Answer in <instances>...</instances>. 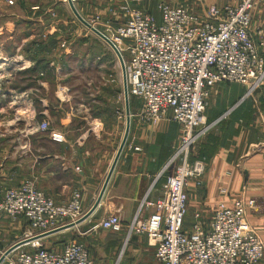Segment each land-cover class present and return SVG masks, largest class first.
<instances>
[{
  "label": "crops",
  "instance_id": "1",
  "mask_svg": "<svg viewBox=\"0 0 264 264\" xmlns=\"http://www.w3.org/2000/svg\"><path fill=\"white\" fill-rule=\"evenodd\" d=\"M88 1L89 11L96 17L102 15L104 0ZM260 4L264 5V0ZM261 8L258 3L253 13L256 41L257 27L264 28ZM85 9L78 12L86 21L94 22L89 19L93 17L85 15ZM37 23L39 18L17 17L0 26V184L12 188L33 179L57 204H66L73 192L79 191L87 214L98 199L125 135L119 132L120 111L126 121L121 72L111 66L117 62L113 49L81 22L92 34L86 32L81 38L74 34L67 49L59 46L65 37L53 34L46 45L48 58L38 60L35 54H43L46 49L36 44ZM21 24L28 27H18ZM99 43L113 55L106 50L96 52L92 47ZM44 75L46 79L41 78ZM133 99H129V109L137 132H129L100 206L82 223L44 237L46 248L60 249L62 241L75 235L72 240L85 244L81 239L92 228L102 230L100 221L109 214L118 215L126 226L145 198L156 200L164 195L170 174L165 168L178 145L181 127L167 117L156 123L158 132L138 130L144 124L137 117ZM207 119L211 129L197 143L194 158L191 155L205 162L206 172L199 185L196 180L189 185L187 225L191 227L198 219L207 222L224 199L229 203L254 199L256 207L248 210L245 226L264 242V85L254 96L246 97V88L240 84H218L208 98ZM43 121L49 122L51 132L37 130ZM51 133L61 135L63 140H54ZM152 212L147 210L144 218ZM26 228L23 218L4 217L0 245L8 247L11 238L16 244ZM120 233L111 232L120 250L118 264L135 240L133 235L127 238L126 231ZM138 237L150 245L146 236ZM115 257L114 252L109 264L117 261Z\"/></svg>",
  "mask_w": 264,
  "mask_h": 264
},
{
  "label": "built area",
  "instance_id": "2",
  "mask_svg": "<svg viewBox=\"0 0 264 264\" xmlns=\"http://www.w3.org/2000/svg\"><path fill=\"white\" fill-rule=\"evenodd\" d=\"M63 1L69 7L79 2ZM231 1L213 4L199 15L166 2L159 3L154 14L131 5L138 0H120L125 20L113 28L108 25L109 34L96 27L101 16L87 21L120 54L128 97L141 101V119L158 123L168 117L181 127L178 145L165 168L170 174L164 195L156 200L145 198L126 226L116 214H109L98 226L113 233L126 231L127 238L146 236L155 247L157 264H260L264 259L263 240L245 226L248 210L256 207L254 199L230 203L224 199L207 222L198 219L191 227L187 225L189 185L193 180L199 185L206 172L205 162L192 159L191 153L211 129L207 109L212 89L220 83H236L251 97L264 85V28L256 29L259 41L252 33L255 0ZM67 47L62 44V49ZM116 58L124 96L121 60ZM37 130L51 132L49 122L43 121ZM51 137L63 140L58 134L51 133ZM147 210L153 212L144 218ZM85 215L79 191L66 204H57L33 179L12 188L0 184V236L4 217L23 218L27 223L17 242L22 246L3 264H95L89 249L78 240L60 249L46 248L42 242L44 236Z\"/></svg>",
  "mask_w": 264,
  "mask_h": 264
},
{
  "label": "rangeland",
  "instance_id": "3",
  "mask_svg": "<svg viewBox=\"0 0 264 264\" xmlns=\"http://www.w3.org/2000/svg\"><path fill=\"white\" fill-rule=\"evenodd\" d=\"M225 0H138V2H132V6H137L145 11L157 14V6L161 2H166L173 6H182L188 9L190 12L194 14H202L206 11V9L213 4H222ZM262 0H255V9L259 5L264 8V5L260 4ZM117 3H112L110 0H104L103 13H101L100 23L97 24V27L104 33L109 34L108 25H111L112 28L116 27V23L120 20L123 22L125 20V15L123 11L120 10V0H116ZM91 3L88 0H79L76 4L77 10L82 13V10L85 9V15L93 18L91 21L95 19V12H91L90 6ZM17 17H35L39 18V23L35 24V41L39 46L45 49L43 54H35L38 60H44L48 58L47 55V44L51 40L52 35H56L58 33L60 37H65L60 41V48L62 49V44H68L71 37L76 36L83 37L86 32L92 34L89 30H85L83 25L79 22V20L75 17L71 8L67 3L63 0H0V26L5 22H11L12 19ZM57 25V29L54 30L53 26ZM21 28H26L28 26L21 24ZM53 35V36H54ZM70 38V39H69ZM72 43V40H71ZM96 52H102L106 54L113 55V52L109 48H103V46L99 43L93 45L92 47ZM113 58V57H112ZM111 58V59H112ZM118 63V62H116ZM113 63L111 66L114 71L120 73L119 65ZM117 67H116V65ZM119 68V69H118ZM47 75L42 76L41 78L46 79ZM36 80V75H35ZM133 103L137 106L138 119L144 124L139 127L138 130L144 132H158V125L153 122H147L141 119L140 113L142 110L141 101L138 98L133 99ZM121 121V127L119 132H125L126 129V121H125V113L123 111L119 112ZM124 117V119H123ZM136 117V118H137ZM148 125V126H147ZM130 132H137L136 127L133 122H131ZM35 137V136H34ZM197 144L193 147L192 157L195 155V148ZM90 233L88 236H84L81 240L87 245L91 257L95 260L97 264H109L110 257L116 253V259L118 258V252L120 250L117 249L116 244L112 241L115 236L111 234L109 231L99 230L97 228L90 229ZM122 234V233H119ZM93 236L91 239H89ZM127 236V234H126ZM125 235L123 237L126 238ZM134 239L132 244L128 247L124 258L121 260L120 264H157L155 259V251L144 238H139L138 235H133ZM77 238L76 235L73 237L66 238V240L62 241L63 244L71 241L73 238ZM2 239V238H0ZM114 240V239H113ZM14 238L10 239V245L6 248L0 245V257L7 251L11 245H13ZM112 241V242H111ZM61 243V244H62ZM107 245V247H105ZM103 246V247H101ZM12 247V246H11ZM121 248V246H120ZM122 248L121 250H123ZM118 250V252H117ZM118 260L114 261V264H118Z\"/></svg>",
  "mask_w": 264,
  "mask_h": 264
},
{
  "label": "water",
  "instance_id": "4",
  "mask_svg": "<svg viewBox=\"0 0 264 264\" xmlns=\"http://www.w3.org/2000/svg\"><path fill=\"white\" fill-rule=\"evenodd\" d=\"M70 8L72 10V12L74 13L75 17L79 20V22H81L87 29H89L90 31H92L94 34H96L98 37H100L103 41H105L112 49L113 51L116 53V55L119 57V59L121 60V67H122V74H123V78H124V94H125V101H126V129H125V135L124 138L122 140V143L119 147V150L115 156V159L113 161V164L111 166V169L109 171V174L104 182V185L102 187V190L98 196V199L96 200L94 206L89 210V212L78 222H76L75 224H71L69 226H66L65 228H62L60 230H57L55 232H52L46 236H49L51 234L66 230L68 228L74 227L80 223H82L84 220L88 219L96 210L97 208L100 206L101 200L103 198V195L105 193V190L107 188V185L109 183V180L111 178V175L115 169V166L120 158V155L127 143V139L129 136V132H130V127H131V114H130V109H129V97H128V92H127V85H126V79H125V67L123 65L122 59L120 54L118 53V51L116 50L114 44L103 34L101 33L98 29H96L95 27H93L92 25H90L78 12L77 8L70 3ZM44 236V237H46ZM22 246V242L17 243L15 245H13L12 247H10L7 251H5V253L0 257V264H3L5 259L8 257V255L13 252L14 250L18 249L19 247Z\"/></svg>",
  "mask_w": 264,
  "mask_h": 264
}]
</instances>
